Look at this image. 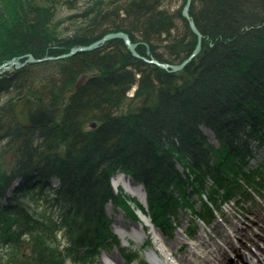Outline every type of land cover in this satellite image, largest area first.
<instances>
[{"label":"trees","instance_id":"1","mask_svg":"<svg viewBox=\"0 0 264 264\" xmlns=\"http://www.w3.org/2000/svg\"><path fill=\"white\" fill-rule=\"evenodd\" d=\"M4 2L0 64L27 53L59 55L117 31L138 42L140 55L167 64L182 62L196 44L181 13L185 0H98L69 14V27L58 33L50 30L56 0ZM189 15L201 49L179 71L134 57L113 38L0 74V154H13L0 168V199L19 180L0 206V245L8 248L0 264H64L72 252L93 257L113 240L109 202L130 207V200L167 232L178 208L211 215L209 203L241 197L245 184L259 183L252 178L263 164L247 165L251 143L264 146V0H192ZM26 95L36 104L63 105L58 119L19 125L13 104ZM202 126L217 144L207 142ZM117 172L143 185L148 211L114 192ZM193 193L204 195L200 210L188 203Z\"/></svg>","mask_w":264,"mask_h":264},{"label":"rangeland","instance_id":"2","mask_svg":"<svg viewBox=\"0 0 264 264\" xmlns=\"http://www.w3.org/2000/svg\"><path fill=\"white\" fill-rule=\"evenodd\" d=\"M42 1H45V0H24V2H27V4L28 3L34 4L36 2L41 3ZM95 1L97 2L98 0H56V14H57V16H56V20L54 21V23L50 26V30L53 29V31L55 30L56 33H58V32H60L59 29L69 27L68 21H66V17L71 13H81L84 9L88 8ZM184 5H185V3H184ZM184 5H183V7H184ZM6 10H7L6 3L4 2V0H0V18L1 19H3V18L6 19V14H5ZM186 20H187V23L189 26V21H188V19H186ZM189 28H190V26H189ZM201 41H202V38H201ZM201 41H200V44H201ZM133 43L137 44L136 45V48H137L138 42H133ZM197 43H198V38L196 36V44ZM196 44H195V46H196ZM78 46H85V45H76L73 47H78ZM73 47H71V48H73ZM136 48H135V50H136ZM68 52H66V53H68ZM136 53L138 54V57L134 56L132 53L131 54L134 57L141 58L144 61L151 63L150 60L152 58H147V57L140 55L137 52V50H136ZM62 54H64V53H62ZM62 54H59V55H62ZM23 55H26V54H22L20 56H23ZM59 55H45L44 57H46V56L51 57L52 56L51 59H46V60L61 59V58H54V57H57ZM196 55L194 57H196ZM194 57H192L191 60L194 59ZM41 58H43V57H40L37 59H41ZM63 58H65V57H63ZM25 59H26V57L23 59H20V60L24 61ZM6 61H4L3 63H5ZM41 61H45V60H41ZM182 62H180L178 64H181ZM3 63H1V64H3ZM27 63H29V62H26L25 64H27ZM188 63H186L184 66H186ZM152 64H154V63H152ZM13 68H14V66L9 68L8 70H4L1 72L3 73L5 71H11ZM177 71H179V70H177ZM95 73L96 72L93 70L85 73V75H83L79 79L78 83L81 80H83L87 77H90ZM131 92H129V94H128L129 96L132 94ZM63 102H64V100H63ZM34 106H36V102H35ZM62 106L63 105L57 106V108L61 109ZM50 108H52V107H50ZM60 114H61V112L55 116L54 120L58 119ZM26 127H28V126H26ZM200 129H201L202 134L205 135L207 142H209L211 144H217L214 133L212 131H210V129L208 127L202 126ZM251 145L253 147V156L249 160L250 166L249 165H247V166L251 167V168H253V167L256 168L258 166V164H263V167H264V146L259 147L255 142H252ZM0 155H1L0 156V168L5 170V169H7V166L9 164H11L13 154L10 153V154L3 155V153H1ZM176 168L181 171L182 170L181 163H176ZM255 168H253V169H255ZM254 173L255 174L252 178L253 181L254 182H256L258 180L261 181L260 184L258 185L259 188H255L254 186H252L248 183L245 184L246 186L242 187V189H244V190H241L242 192L245 191V194H242V196L239 198L238 202L235 203L236 205L233 204L235 202L233 200H231V202L229 204L223 205L222 208L224 209V213L222 214V212H220L221 218L218 219V217H215L213 219L214 221L209 226H207L206 228L203 226L202 221H200V219L196 215H192L190 213V210H189L190 206L187 204L183 207L178 208L176 210V213L174 216H172V217H171V215L169 216L170 219L172 218L173 223L170 226L171 230H170V232L168 231V234H166L165 231H162L159 227L153 226L157 230V234L162 239V242L166 243L167 247H170L173 249V246L176 245L178 239L183 240V243L179 244V246L174 248L173 249L174 251L171 252V253H173L172 254L173 257L176 256L177 258H179L185 253V251H183V248L186 245H188V243H190L189 242L190 240H188L186 230L188 228H190L191 226L192 227L193 226L198 227L197 228L198 229L197 234L200 237H202L201 239H202V241H204V245L201 246L200 248H202V247L204 248L205 245L207 244V242H211V241H213V239L220 241V243H221L222 241L219 237H220V234L223 233V229H224L225 225L227 226V231L229 233L234 232V230L236 228H237V230H239L238 228H243L244 231L243 230H241V231H243L246 234L248 232H250V233L251 232H258L259 228L264 229V169H262V170L259 169L257 171V173L256 172H254ZM50 183L52 186H56L58 183V179L55 176L50 177ZM204 189L208 190V184H206V183L204 184ZM239 193H241V192H239ZM124 194L126 196L131 197V198H136L133 195L126 194V193H124ZM250 196H252V202H250L249 198H247ZM200 198L201 197L199 194L193 193L191 196L188 197V203L190 205H192V207L196 208L197 210H200L199 209L201 207V206H199L200 205ZM21 201H26V199L21 198ZM130 202L131 201L129 200V204H130ZM131 203L132 204H130V207L122 206L119 203H108L106 205L105 211H106V214L110 220V232L113 235V240L110 239L111 241L107 243L106 248L101 247L99 252H97L93 257H91V256L88 257V259H86V260L83 257V255H84L83 252H79V253L72 252L70 254L65 253L64 264H104V257L105 256L110 257L115 262H117V263L120 262L122 264H150L149 259L145 255V253L150 252V248L153 249V246L150 243L151 237L148 235V232H146L143 235L141 241H139L137 243L133 242L129 245H123L122 240L119 238L117 233H115L113 231L114 229L112 228L114 223H117L118 225L123 226V228H125L131 224H140L141 225L142 222L136 213L137 209L134 208L135 205L133 204V202H131ZM141 203H142L141 205L144 207V209L148 211L147 202L144 200ZM133 212L138 217L137 219L133 216ZM230 224H233L232 226L236 227V228L233 229L231 226H228ZM211 226L215 227L214 230L211 229ZM208 228H209L210 233L208 234L207 232H205L206 233L205 235H207V237L209 239H206L204 237V231H206V229H208ZM227 231H226V233H228ZM261 233H262V238L260 237L258 239V237H256V239H254V240H256V243H258V245L264 247V232H261ZM213 235L215 237H213ZM232 239H233L234 243L237 245L238 242L236 241V239H234V238H232ZM115 241L118 242V245L115 244ZM242 242L244 243L243 244L244 246H246L252 250L255 248L253 241L250 240L248 237H243ZM62 246H66V243L62 242ZM141 247H143L142 250H141ZM7 250H8L7 247H1V245H0V256L4 253H7ZM217 255H219V253L216 250L212 253L207 254L206 256H207V258H210L211 262H212V261H214V257ZM196 261H195V259H192L191 264H194V262H196Z\"/></svg>","mask_w":264,"mask_h":264},{"label":"bare ground","instance_id":"3","mask_svg":"<svg viewBox=\"0 0 264 264\" xmlns=\"http://www.w3.org/2000/svg\"><path fill=\"white\" fill-rule=\"evenodd\" d=\"M19 124V123H18ZM46 126V125H45ZM26 127V126H23ZM43 127V126H39ZM31 128H37V127H31ZM111 185L115 193L117 192H123L126 194L133 195L138 198L139 201H144L145 199V191L142 185L136 183L131 179L128 175L122 172H117L111 176ZM19 183L18 178L14 179L10 182V184L5 187V196L0 199V206L2 203H4L5 198H13L14 195V189L16 185ZM18 198L21 200L22 196H18ZM3 201V202H2ZM13 201V200H12ZM112 203V202H109ZM146 222H149L148 219H144ZM256 223V222H255ZM233 224H230L228 226H231L233 229L236 227L232 226ZM115 233L119 236V238L122 240L123 245H129L131 243H137L141 241L143 235H144V229L140 224H131L127 227L123 228V226L118 225L117 223L113 224L112 227ZM237 228L234 230L235 236L233 237L236 239L238 244L236 245L232 238L229 237V233H226V231H223L220 235L221 243L220 241L214 240L211 242H207L206 246L201 249V254L197 252L192 251V247H185V253L174 260L175 263L178 264H191L192 259H195L196 262L194 264H251L250 261H252V258H255V261H252V264H264V247H261L256 243V237L258 239L262 238V233L264 232V229L259 228L258 232H248L247 234L244 233L243 228ZM109 230H110V224H109ZM151 230L154 233L155 239H157V242H159V247L163 251V255L168 256L171 252H173L174 248L178 247L179 244L183 243L182 239H178L175 246H173V249L170 247H167L166 243H163L160 239L159 235L157 234V230L152 226ZM243 230V231H241ZM246 235V236H245ZM243 237H248L250 240L253 241L255 248L252 250L246 246H244L242 239ZM201 240V238L199 239ZM191 249V250H190ZM219 253V255L214 257V261L211 262L210 258H207V254L212 253L216 251ZM233 255L237 256L236 258L233 257ZM147 258L152 264H164L165 261H161L159 258V255L157 252L152 253L148 252L146 254ZM174 259V258H173ZM169 263L171 261L169 260ZM173 263V264H175ZM104 264H122L120 262H115L110 257L105 256L104 257Z\"/></svg>","mask_w":264,"mask_h":264},{"label":"water","instance_id":"4","mask_svg":"<svg viewBox=\"0 0 264 264\" xmlns=\"http://www.w3.org/2000/svg\"><path fill=\"white\" fill-rule=\"evenodd\" d=\"M190 4H191V0H186L185 5L182 8L181 13H182V16L184 18L188 19L189 26H190L191 30L195 33V35L198 38V43L194 47L191 55L188 58H186L181 64L161 63L155 59H151L150 60L151 63H154V64H156V65H158L164 69H168L171 71H177V70L182 69V67L186 63H188L191 60V58L194 57L200 51V49H201L200 41H201L202 35L189 16ZM113 38H122L124 40L128 50L134 56L138 57V54L136 53V50H135L137 44L131 42V39L127 33L122 32V31H117V32L107 33L102 38H100L99 40H97V41H95L89 45L73 47L70 49V51L68 53H64V54L59 55V56L54 57V58L68 57V56H71L78 51L92 50V49L100 46L101 44H103L106 41L113 39ZM25 57H26V59L24 61L20 60V59H23ZM51 58H52V56L51 57L46 56V57H43L41 59H37L31 53H28L26 55L19 56V57H13L12 59L7 60L5 63L0 65V73H2L1 71L8 70L12 66H14L15 68H19V67L23 66L26 62H38L41 60H46V59H51ZM34 105H35V99L30 95L24 96L22 99L16 101L13 104V111H14L15 118L21 126L39 127V126L48 125L50 122H52L54 120L55 116L61 112L60 108H57V107L50 108L44 102L38 103V104H36V106H34ZM91 126L94 127L95 123H92Z\"/></svg>","mask_w":264,"mask_h":264}]
</instances>
